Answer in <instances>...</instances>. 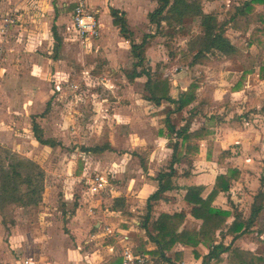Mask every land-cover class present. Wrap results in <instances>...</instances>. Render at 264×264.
I'll return each mask as SVG.
<instances>
[{
    "label": "rangeland",
    "instance_id": "1",
    "mask_svg": "<svg viewBox=\"0 0 264 264\" xmlns=\"http://www.w3.org/2000/svg\"><path fill=\"white\" fill-rule=\"evenodd\" d=\"M1 1L0 41L4 44L0 45V61L12 69L6 74L9 85H0V258L4 264H21L30 256L37 262L42 253L52 262L50 240L43 235H52L65 246L68 225L77 209L88 215L93 208H109V203L101 200L113 194L109 189L117 184L125 193L135 187L129 185V167L146 162L148 151L145 145L139 152L137 143H152L165 120L162 117L170 111L163 104L157 120L151 105L143 100L148 96L147 78L129 79L135 61L131 42L142 43L147 35L151 58L145 69L153 78L171 76L172 85H176L180 76L172 75L180 69L181 60L169 59L167 49H182L189 37H178L177 30L148 22L138 32H131L129 40L125 39L129 44L117 40L107 50L81 43L74 31L69 42L55 41L47 25L17 24V10H3ZM187 28L188 32L182 30L179 36H194L199 31L196 22ZM35 31L43 38L34 35ZM114 37L118 38L117 34ZM261 61L256 56L232 68L240 70L243 65L252 69ZM211 68L186 78L190 83L204 75L203 96L211 94L210 81L223 78L210 75ZM224 75L237 76L238 83L243 80L234 73ZM223 106L212 109L227 119L226 125L249 114L248 107L227 110ZM202 111L205 116L209 108ZM171 115L178 125L181 117ZM38 138L54 146L43 145ZM119 168L124 176L117 180ZM96 175L106 177L108 192L94 197L88 180ZM258 229L264 232V214Z\"/></svg>",
    "mask_w": 264,
    "mask_h": 264
},
{
    "label": "crops",
    "instance_id": "2",
    "mask_svg": "<svg viewBox=\"0 0 264 264\" xmlns=\"http://www.w3.org/2000/svg\"><path fill=\"white\" fill-rule=\"evenodd\" d=\"M198 1H200L204 14L216 16L219 23L224 24L228 21L225 26V35L232 45L238 46L237 54L227 57L217 51H212L205 53V58L195 62L198 51H191L190 43L203 34L200 20L185 19L183 25L174 26L163 21L162 26H167L175 32L177 30L178 37H189V39L182 49L178 47L171 51L169 47L167 49L169 59L180 58L181 60L180 69L172 75L177 78L180 76L179 81H174L176 85H172L171 76L163 75L170 82V96L174 102L163 100L160 105H157L143 98L151 105L150 109L157 120L160 116L157 114L161 112L163 104H166L170 111L166 112V117H162L165 120L160 128L165 127V129L159 128L152 143L151 141L145 143L142 140H140L141 143H137L140 144L136 147L139 152L145 145L148 151H146V162L135 163L129 167L128 175L130 176L128 178L131 180L129 185L132 184L135 187L126 190L125 193H122L117 184L116 189L114 187L109 189L108 191L113 194L101 200L104 204L108 202L111 209L93 208L89 210L88 215H84L80 209H77V214L73 216L68 225L70 232L65 236L67 237L64 239L65 246L62 242L59 244L54 236L43 235L50 240L48 244L52 253V262H47L49 256L40 253V259L37 262L30 256L21 264H25L26 261L30 264H120L125 249H130L137 254L162 256V259L174 264H231L229 252L221 254L220 261L211 257V253L218 245L250 251L264 258V232L258 229L259 219L264 214V210L251 224L249 220L256 196L260 191H264V104L261 106L264 101V79L261 78V75L264 76V47L255 42L257 39L264 41V35L258 34L255 39L252 38L255 29L263 30L264 28L262 24L264 4H253L252 13L247 16H238L240 21L250 25L248 32L244 34L232 28L233 23L227 19V13L232 8H242L246 2L252 0ZM87 2L92 9L98 12L103 29L99 39L83 44L95 46V48L100 46L98 49L105 50L114 42H118L117 40L129 44L121 34V30L115 26L112 10L124 14L130 31L134 33L138 32L140 30L138 28L144 23L147 26L150 22V14L156 10L154 8H158L157 0H88ZM1 8L3 10L16 9L17 24L24 25L34 22L43 26L47 25L55 41L69 42L73 31L77 36L73 28L76 0H2ZM192 22H196L199 26L198 33L194 36L189 34L179 36L182 35L179 34L182 30L188 32L186 27ZM115 34L118 38L114 37ZM34 35H37L39 39L43 38L40 32L35 31ZM1 42L2 46L4 42ZM149 51L148 46L147 60L151 58ZM256 56L262 61L252 69L244 68L243 65H239L240 70L232 68L245 59H254ZM8 67L3 65L2 60L0 61V85H9V75L6 74L12 68ZM208 67H212L210 75L219 74L223 78L222 80H217V78L214 81L217 83L215 85L212 84L213 81H210L211 94L203 96L201 90L204 75L201 79L198 76L200 81L194 79L190 83L186 78L189 75L193 78L198 73L200 74L202 68ZM228 72L240 75L243 79L241 83H238L237 76L224 75ZM192 85L197 86L196 99L189 107L178 111L179 99L188 92ZM220 104H224L223 109L227 108V110L235 107L241 109L248 107L246 111L249 114L226 125L224 121L227 119L219 117L217 110L212 109L214 106L218 109ZM206 107L209 111L203 116L202 110ZM237 112L241 114V111ZM171 114L181 117L178 125L173 122ZM200 118L202 121H199ZM169 125L175 129V132L184 129H188L189 133L202 132L203 134L194 141L198 149L193 150V154L187 155L182 138L175 133L171 134ZM176 145H178V161L174 163L173 188L163 194L158 201L151 202V209H149V199L159 190L157 178L160 173L170 171ZM237 150L239 153H236ZM225 152L229 155L221 160L220 157ZM116 166L119 167L118 165L114 167ZM122 170L119 168L116 172L117 180L124 174V172L121 173ZM83 176L79 179L81 180ZM219 176H226L233 180L230 190L220 193L213 201L212 207L229 213L226 225L217 233V242L214 244L201 243L198 246H188L177 242L171 249L162 251L155 241L158 234L155 223L159 217L176 213L184 214L185 222L179 233L183 230L199 232L203 221L192 216L194 206L187 202L186 195L190 188L198 187L203 189L202 198L207 199L214 190ZM105 178L103 177L104 180ZM83 215L86 218L83 219ZM236 222L244 226L243 231L248 229L245 234L233 231L232 228ZM106 227H109L111 232H106ZM43 243L46 245L45 241ZM59 255H61L60 258ZM57 261L63 262L58 263ZM0 264H4L2 258H0Z\"/></svg>",
    "mask_w": 264,
    "mask_h": 264
},
{
    "label": "trees",
    "instance_id": "3",
    "mask_svg": "<svg viewBox=\"0 0 264 264\" xmlns=\"http://www.w3.org/2000/svg\"><path fill=\"white\" fill-rule=\"evenodd\" d=\"M158 8L150 14L149 19L152 24H155L157 28L162 26V22H168L170 26L183 25L185 19L200 20V25L203 28V34L196 37L190 43L191 51H198L194 61L205 58V53L217 51L227 57H233L237 54L238 46L232 45L230 40L226 37L225 26L227 23H219L216 16L206 15L203 13L200 1L198 0H157ZM253 4H264V0H252L246 2L241 7L232 8L227 13V19L232 21V28L242 33H247L250 25L247 22H242L238 19V16H247L252 13ZM112 17L114 24L121 30V34L125 39L132 36L130 30H128L127 20L124 14H120L117 10H112ZM264 25V21H262ZM264 35V28L255 29L252 33V38H256V35ZM257 44L264 47V41L261 39L255 40ZM149 41L147 35L144 37L142 43L137 44L134 41L131 42V54L134 57V65L132 72L128 75L131 81L137 78L146 77L147 82L145 84V90L148 96L146 100L151 101L157 105H160L163 100L174 102L170 96V82L167 78L162 76L153 78L152 74L145 69V62L147 60V48ZM187 62V61H186ZM264 79V76L261 75ZM197 86L192 85L188 92L185 93L179 99L178 111H182L189 107L197 97ZM171 134L175 133L178 137L182 138L183 145L186 148V154H193V150L198 148L194 145L195 139L202 135V132L189 133L188 129H184L180 132H175V129L170 127ZM38 141L46 146L53 147V143L42 141L38 138ZM178 145L174 146L173 162L169 172H162L159 174L157 181L159 182V190L151 196L149 199V209H151V202L158 201L162 198V195L173 188L172 179L174 177V163L178 161ZM229 155L225 152L221 155V160ZM232 178L226 176H219L216 180L215 188L207 199L202 198L203 189L198 187H192L188 190L186 200L194 207L192 209V216L196 219L202 220V226L199 232H191L183 230L179 233V230L185 222L186 216L181 213L174 215H162L155 223V229L158 232L155 239L156 243L160 246L162 251L171 249L177 242L183 243L188 246H198L201 243L217 242V233L223 229L226 225L229 213L220 209L212 207L215 198L222 192H228L232 186ZM264 210V191H260L255 198V202L252 207V214L250 217V224L258 218L259 214ZM147 220H149L147 218ZM244 226L241 223H234L233 231L238 234H245L247 228L243 231ZM229 252V261L231 264H264V258L258 257L250 251H243L235 248H225L222 245L215 247L211 257L220 261V255ZM157 257V256H153ZM162 256L158 257L160 259Z\"/></svg>",
    "mask_w": 264,
    "mask_h": 264
},
{
    "label": "built area",
    "instance_id": "4",
    "mask_svg": "<svg viewBox=\"0 0 264 264\" xmlns=\"http://www.w3.org/2000/svg\"><path fill=\"white\" fill-rule=\"evenodd\" d=\"M88 0H76V8L73 13V28L77 33L78 39L82 43L88 41L96 40L101 37L102 34V23L98 17V12L92 9L88 5ZM90 183V193L92 195H101L107 192L106 181L103 176L96 175L88 180ZM88 183V184H89ZM106 232H111L109 227L105 228ZM25 264H30L26 261ZM120 264H174L160 259L158 257H153L148 254H137L130 249H125L122 256V262Z\"/></svg>",
    "mask_w": 264,
    "mask_h": 264
}]
</instances>
